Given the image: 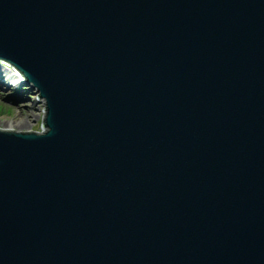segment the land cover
I'll return each mask as SVG.
<instances>
[{"label":"water","instance_id":"95a60500","mask_svg":"<svg viewBox=\"0 0 264 264\" xmlns=\"http://www.w3.org/2000/svg\"><path fill=\"white\" fill-rule=\"evenodd\" d=\"M0 60V264H264V0H0Z\"/></svg>","mask_w":264,"mask_h":264},{"label":"rangeland","instance_id":"374dc122","mask_svg":"<svg viewBox=\"0 0 264 264\" xmlns=\"http://www.w3.org/2000/svg\"><path fill=\"white\" fill-rule=\"evenodd\" d=\"M0 69L14 72L16 78L20 80V82L18 81L19 85L16 86L18 89L11 87L10 95L7 90L0 88V128H9L14 131L34 130L41 132L43 113L41 108L44 106V102L41 101H44V99L36 97L34 89H31L29 84L24 82L20 73L12 66L0 60ZM8 80L4 77V81L7 82ZM30 113L31 116H29ZM18 119H26L27 122L17 125L13 121Z\"/></svg>","mask_w":264,"mask_h":264},{"label":"bare ground","instance_id":"6f19581e","mask_svg":"<svg viewBox=\"0 0 264 264\" xmlns=\"http://www.w3.org/2000/svg\"><path fill=\"white\" fill-rule=\"evenodd\" d=\"M4 77H5V79H7V80L9 79V80L7 82L4 81ZM18 81L20 82V80H18V78H16V74L14 72H11L10 70H2V69H0V88H2L4 90H7L9 95L11 93L10 91H11V87L12 86H13L14 89H18L16 87L17 84L19 85ZM36 103H38V102H36ZM33 107H35V106H33ZM31 115L32 114L30 113L29 116H31ZM13 122L16 123L17 125H21L22 123H26L27 120L26 119H18V120H14ZM45 129L46 128L44 127L41 130L45 131Z\"/></svg>","mask_w":264,"mask_h":264}]
</instances>
